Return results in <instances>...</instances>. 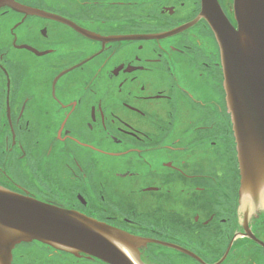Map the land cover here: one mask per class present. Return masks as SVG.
Returning a JSON list of instances; mask_svg holds the SVG:
<instances>
[{"label": "flooded vegetation", "instance_id": "af4514ba", "mask_svg": "<svg viewBox=\"0 0 264 264\" xmlns=\"http://www.w3.org/2000/svg\"><path fill=\"white\" fill-rule=\"evenodd\" d=\"M234 0H14L0 8V187L145 244L148 264H264L241 193L221 45ZM186 251V252H185ZM192 254H189V253ZM135 258V259H136ZM12 264H108L37 241Z\"/></svg>", "mask_w": 264, "mask_h": 264}, {"label": "water", "instance_id": "95a60500", "mask_svg": "<svg viewBox=\"0 0 264 264\" xmlns=\"http://www.w3.org/2000/svg\"><path fill=\"white\" fill-rule=\"evenodd\" d=\"M13 2L0 0V8ZM232 4L237 27L223 14L211 24L221 45L225 97L238 144L239 189L243 194L259 193L264 191V0H234ZM33 241L108 264H146L132 256L145 244L140 238L1 186L0 264H12L16 245ZM228 252L215 264H221Z\"/></svg>", "mask_w": 264, "mask_h": 264}, {"label": "trees", "instance_id": "16d2710c", "mask_svg": "<svg viewBox=\"0 0 264 264\" xmlns=\"http://www.w3.org/2000/svg\"><path fill=\"white\" fill-rule=\"evenodd\" d=\"M156 264H169V261H154Z\"/></svg>", "mask_w": 264, "mask_h": 264}]
</instances>
